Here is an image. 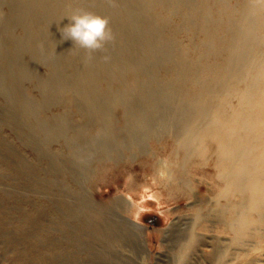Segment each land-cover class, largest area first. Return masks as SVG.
Here are the masks:
<instances>
[{"label": "bare ground", "instance_id": "bare-ground-1", "mask_svg": "<svg viewBox=\"0 0 264 264\" xmlns=\"http://www.w3.org/2000/svg\"><path fill=\"white\" fill-rule=\"evenodd\" d=\"M238 1L18 0L12 8L24 34L9 50L21 61L20 78L39 84V108L62 102L79 118L70 125L55 117L41 123L40 130L47 139L61 138L72 146L84 181L92 182L93 160L100 166L142 154L153 159L154 184L194 198L186 170L196 160L213 167L219 190L195 209L194 227L181 247L183 261L199 241L197 222L206 216L223 224L230 235L228 248L239 249L236 264H248L242 247L249 238H259L253 252L264 249V0ZM188 3L197 8L191 11ZM83 11L108 18L112 39L102 49L86 50L63 39L60 29ZM171 16L179 22L171 24ZM180 33L204 36L203 50L192 48L197 57L188 58L189 51L174 40ZM24 52L32 56L27 61L20 58ZM40 65L48 69L45 77L37 75ZM157 70L165 72L163 79ZM169 76L172 80L166 81ZM18 100L27 102L24 96ZM164 138L173 146L167 159L147 144ZM150 191L142 188L141 199ZM150 197L161 204L158 193ZM124 201L108 208L82 201L81 225L86 236L105 246L113 263L125 262V256L112 252V242L132 246L140 238L137 258L145 264L149 252L142 228L120 213ZM145 207L137 203L135 214ZM225 257L220 252V264H227Z\"/></svg>", "mask_w": 264, "mask_h": 264}, {"label": "rangeland", "instance_id": "rangeland-1", "mask_svg": "<svg viewBox=\"0 0 264 264\" xmlns=\"http://www.w3.org/2000/svg\"><path fill=\"white\" fill-rule=\"evenodd\" d=\"M17 3L18 0H0V264H140L141 258H137L140 238L132 241V246L112 242V252L119 257L125 256V262L115 260L113 263L105 246L86 236L79 210L86 199L104 208L126 200L120 213L142 228L140 237L149 252L145 264H220V252L226 253L225 263L236 264L239 249L228 248L230 235L223 224L206 215L194 228L199 241L182 260V243L194 227L195 209L206 205L219 190L211 165L196 160L186 170L193 182L194 198L159 182L154 184L153 159L142 154L132 159L120 158L117 163L104 162L100 166L93 160L89 164L94 172L93 179L87 183L72 159V146L61 138L47 139L41 132L40 124L55 117H64L70 125L79 122V118L62 102L47 107L49 109L39 108L43 100L39 84L20 78L17 69L21 61L9 51L11 44L24 35L13 20L15 10L12 8ZM237 3L238 0H231L232 5ZM186 8L192 11L197 6L188 3ZM211 14L214 18L218 16L214 8ZM169 20L171 24L179 22L175 16ZM194 23L198 26L199 19ZM191 34L194 33H180L173 38L189 51L188 58H195L198 56L195 53L203 50L201 44L205 39L199 33ZM195 47H199L197 52H193ZM31 57L25 52L20 56L25 61ZM151 65L149 67L153 68ZM47 72L43 65L37 69L40 77H45ZM155 73L162 79L165 76L163 71ZM169 80L171 76L166 81ZM20 96L27 102L18 100L17 103L16 98ZM67 136L72 135L67 133ZM147 144L164 159L173 148L169 138H164L160 144L151 140ZM121 152L127 153L123 149ZM142 188L158 193L161 204L150 197L151 191L141 199ZM137 203L146 206L141 215L135 214ZM203 212L208 213L206 209ZM257 241V237L249 238L247 246L242 247L248 254V264H264V249L251 250ZM130 256L132 263L128 259Z\"/></svg>", "mask_w": 264, "mask_h": 264}, {"label": "clouds", "instance_id": "clouds-1", "mask_svg": "<svg viewBox=\"0 0 264 264\" xmlns=\"http://www.w3.org/2000/svg\"><path fill=\"white\" fill-rule=\"evenodd\" d=\"M60 31L63 39L86 50L102 49L112 39L108 18L88 11L70 16L69 23Z\"/></svg>", "mask_w": 264, "mask_h": 264}]
</instances>
